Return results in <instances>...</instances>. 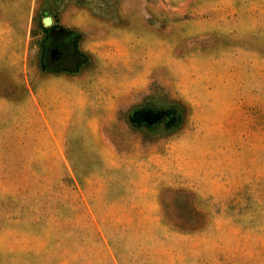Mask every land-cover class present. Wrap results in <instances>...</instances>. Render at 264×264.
Returning <instances> with one entry per match:
<instances>
[{"label":"rangeland","instance_id":"1","mask_svg":"<svg viewBox=\"0 0 264 264\" xmlns=\"http://www.w3.org/2000/svg\"><path fill=\"white\" fill-rule=\"evenodd\" d=\"M0 264H264V0H0Z\"/></svg>","mask_w":264,"mask_h":264},{"label":"flooded vegetation","instance_id":"2","mask_svg":"<svg viewBox=\"0 0 264 264\" xmlns=\"http://www.w3.org/2000/svg\"><path fill=\"white\" fill-rule=\"evenodd\" d=\"M75 54V48L68 38L56 36L48 41L44 58L50 69H65L74 63Z\"/></svg>","mask_w":264,"mask_h":264},{"label":"water","instance_id":"3","mask_svg":"<svg viewBox=\"0 0 264 264\" xmlns=\"http://www.w3.org/2000/svg\"><path fill=\"white\" fill-rule=\"evenodd\" d=\"M44 22L46 25H50L52 23V19L50 17H47L44 19Z\"/></svg>","mask_w":264,"mask_h":264}]
</instances>
